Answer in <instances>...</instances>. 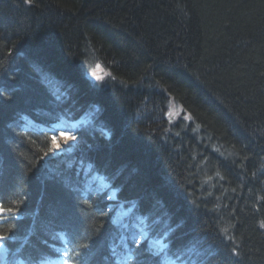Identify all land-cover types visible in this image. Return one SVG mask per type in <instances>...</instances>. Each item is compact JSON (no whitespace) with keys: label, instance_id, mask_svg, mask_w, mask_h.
Returning <instances> with one entry per match:
<instances>
[{"label":"trees","instance_id":"obj_1","mask_svg":"<svg viewBox=\"0 0 264 264\" xmlns=\"http://www.w3.org/2000/svg\"><path fill=\"white\" fill-rule=\"evenodd\" d=\"M0 64L12 95L0 113V205L23 217L0 216V234L17 232L11 250L33 226L23 247L31 257L47 240L66 245L74 263L100 264L99 246L76 252L89 237L109 240L105 193L63 203L45 176L75 177L64 166L41 170L48 135L9 127L17 109L33 119L41 116L29 107L48 114L54 104L65 119L90 114L79 154L149 216L150 233L172 229L168 253L185 257L191 243L201 264H264V0H0ZM169 100L187 123L160 120ZM48 221L81 238L36 232ZM144 247L137 264H151Z\"/></svg>","mask_w":264,"mask_h":264},{"label":"snow or ice","instance_id":"obj_2","mask_svg":"<svg viewBox=\"0 0 264 264\" xmlns=\"http://www.w3.org/2000/svg\"><path fill=\"white\" fill-rule=\"evenodd\" d=\"M24 3L30 5L32 3V0H24ZM6 73H7V69L2 64H0V77L5 76ZM83 75L85 78L88 79L89 83H91L93 87L96 86L94 83H92V78L88 76L86 69L84 70ZM6 78L7 80L14 79L12 75H7ZM95 79L99 80L100 78L96 77ZM11 99H12V95L9 92L8 85L6 83L0 82V113L3 112L6 102ZM71 141L72 142L69 143L66 138L64 145H61L57 143L55 136H53L51 138V145L43 152V155L40 156V160L43 161L46 159H54L58 156V154L62 155L63 153L67 151L76 150L80 145V142H81L80 138L78 136H72ZM84 171H85L84 164L83 162H81V166L79 170L74 173L75 177L78 178L81 175V173H83ZM53 179L55 181H58L59 187L61 188L62 192L66 194L68 198L67 200H63L62 198V202L65 203L66 205H70L73 208L80 207L81 205L75 196V194L80 191L79 180L78 179L74 180L71 175L70 176L62 175L60 177H54ZM22 195L25 197V200H26L27 193L25 192ZM3 200H4V197L0 196V202H2ZM24 202L25 201H21V204H23ZM89 206L91 207L94 205H89ZM100 210L103 212V209H100ZM108 210L109 212H111L112 208L109 206ZM5 211L9 213V215L7 216L8 221L16 222L23 218L22 216L19 215V211H20L19 208L16 209V214L12 215V212H13L12 209L4 210L2 207H0V215H3ZM148 219H149V216L141 214V223H144L145 220H148ZM112 223L115 224V221H112ZM261 227H264V224H261ZM100 231H101L100 229H97V236L99 235ZM168 231L171 232L172 229H169ZM61 232H64L65 235L68 236L69 239L71 240H78L81 238V233L78 230L73 233H68L67 230L65 229H57L55 231V234L51 237V239L56 240L59 233ZM142 236H143V239L139 242L135 241V238H133V243H138V247L140 244H148L149 247H152V244L149 241V233L143 232ZM28 238L29 237L25 238L26 242ZM159 239L161 238H157V242H159ZM162 239L164 240L167 239V233L162 237ZM16 242H17V232L15 228L9 230L7 235L0 234V249H3L5 256L7 255V252H8V247H6V245L10 246L12 244H15ZM96 243H97V237H89L85 243H82L79 245V248L81 249V251L76 252V256L79 257L80 255L83 254L84 251H90L96 245ZM37 245L40 248L39 257L28 260V261L20 260L17 262V264H43V261L40 257L50 255L51 253H59L61 251L60 248H52L51 244H49L47 240H44L42 244L41 242H37ZM25 246H26V243L22 245L21 248L17 249V251H22L23 247ZM170 248H171V244L164 243L162 244L161 248L153 252V255L160 256L162 252L166 254ZM194 249H195V245L191 243L184 246L185 252L193 251ZM64 254L68 255V252L65 251ZM236 254L237 253L235 252V250H233L232 255H236ZM108 259H109L110 264H122L121 258L117 254L116 247H112L110 249V256L108 257ZM123 259L132 260L134 259V257L131 255V253H128L123 257ZM0 264H11V262H6L4 256H0ZM51 264H55V262L52 261ZM77 264H79V261L77 262ZM188 264H201V262L198 260L192 259L188 261Z\"/></svg>","mask_w":264,"mask_h":264},{"label":"rangeland","instance_id":"obj_3","mask_svg":"<svg viewBox=\"0 0 264 264\" xmlns=\"http://www.w3.org/2000/svg\"><path fill=\"white\" fill-rule=\"evenodd\" d=\"M96 69L97 68H95L94 70H96ZM54 82H52V84ZM55 83H57V82H55ZM58 84L60 85V83H58ZM26 103H28V102H26ZM26 103H24V104H26ZM23 107H25V106H23ZM160 117H161L160 120H163V122H165V126L172 124L175 121V119H178V118L182 119L183 121L186 120L185 123L188 122L187 116H185V114H182L179 106L176 105L171 100L168 101L167 108L161 114ZM75 121H76V123H78V125H76V123L72 122V121L64 124V126L62 127L63 131H62L60 137H59V134L57 136H55L57 143L64 145L66 138H67L68 142L71 143L72 142L71 141L72 136H78L80 138L81 134H79L80 136L78 135L77 129H80L82 127H79V124H82V126H84V125H87L90 123L87 115H82V117H80V119L75 120ZM163 128L164 127H162V129ZM14 131L17 132V130H15V129H14ZM106 137H107V135H106ZM80 145H81V143H80ZM80 145L74 151H67V152L63 153L62 155L58 154V156L56 158H54V160H56L59 163V165L64 164L69 169L70 167L73 166L72 163L74 160V156L78 153ZM49 160H51V159H46L44 161H49ZM73 168H71V169H73ZM89 181L91 183H93L92 185H96L95 191H97V192L102 191L103 187H105L104 186L105 183L103 184V182H101L98 179L95 180L93 178H90ZM102 185H103V187H101ZM100 188H102V189H100ZM106 198H107V201L109 204L106 205L105 209H106L107 213H110L109 219L111 220V224L119 232V235H121V230L130 229V232L128 233L126 238H129L130 242H132V243H133V238H135V241H137V242L141 241L143 239L142 233L149 231L148 229L145 230L144 223H141V220L138 217H136V219L139 221L135 225H132L130 223V221H132V220L129 217L124 218L123 215H124L125 210L121 208L122 201L121 200L117 201L113 192H108ZM109 206L112 208L111 212H109V210H108ZM112 221H115V224H113ZM125 223H127L130 226L124 227ZM166 233L167 232L162 231V234L159 237V238H161L159 240V242H157V239L153 240V239L149 238V241L152 244V247H150V250H149L150 252H154L157 249L162 247V244H164L165 241H163V243H161V240H162V237ZM3 252H4L3 249H0V256H4ZM184 256L185 257H182L181 255H179L178 256L179 258H173V260H171L170 258H167L165 256H161V258H162L161 262L165 263V264H188L189 260H192V259L196 260L195 250L188 251L187 255H184Z\"/></svg>","mask_w":264,"mask_h":264},{"label":"bare ground","instance_id":"obj_4","mask_svg":"<svg viewBox=\"0 0 264 264\" xmlns=\"http://www.w3.org/2000/svg\"><path fill=\"white\" fill-rule=\"evenodd\" d=\"M56 99V98H55ZM39 107H44V105L43 104H40L39 105ZM26 107H24V108H19V109H17L16 111H15V113H13L9 118H8V123H9V127H11V128H14V129H20V128H18V127H22V126H26V129L28 128V129H31L33 132H36V133H38V132H43V131H47V130H49L50 129V127H48V126H46L45 127V129H42L41 127H38V128H36V127H34V126H31V125H28V123L26 124L25 123V121L23 120V121H21V122H15L17 119H18V117L20 116V114H22L23 113V111H25L26 109H25ZM30 108V111H32L35 115H37V116H41V117H38V118H33V120L34 121H36V122H44V123H46V122H50V121H54V120H58V119H60V114H61V110H59V109H61V105H54V104H52L51 106H46L45 107V109H47V111H49L48 112V114L47 113H45V114H42L41 112L38 114V112L36 111L37 110V108H36V106H31V107H29ZM57 118V119H56ZM64 126V123L63 122H59V121H57L56 123H55V128H60V127H63ZM23 131V130H22ZM24 132V131H23ZM20 133V132H19ZM18 132H16L15 134H18V135H20V134H23V133H20L19 134ZM23 135H25V134H23ZM52 137H50L49 138V140L51 139ZM48 170L47 169V167H43L41 170ZM58 175L57 174H53V173H51V174H48L47 176H45V178H48V179H51V181L53 180L54 181V177H57ZM49 220V219H48ZM50 224L49 225H47V226H42L41 228H38L37 230H36V232H38V233H49V232H51V231H54V230H57V229H61L63 226L60 224V223H56L55 225H53V221H48ZM50 225H53V226H50ZM68 225V224H67ZM69 226V225H68ZM110 226L112 227V230H114L115 228H114V226L111 224V223H109V225H108V229L106 230L107 231V233L106 234H108V233H110ZM70 233V232H69ZM113 236V234H111L110 235V237H109V239L111 238ZM66 240H68V239H66ZM71 240V239H70ZM72 241V240H71ZM75 241V240H74ZM104 241V247H108L109 246V244L110 243H115V242H113V241H109V240H107V236H103V237H101V238H99V241H97V243H96V245L95 246H99L100 244H102V242ZM140 246V245H139ZM124 253H119L118 255H119V257H121L122 255H123ZM100 256H102V260L104 261V262H109V259H108V257L110 256V253H102V255H100ZM161 256H163L162 255V253H161V255L160 256H155V255H153V252H148V254H147V259H146V261L147 262H149V263H151V264H161L162 262H161V260H162V258H161ZM84 259V258H83ZM93 259L94 258H92V259H90V261H93Z\"/></svg>","mask_w":264,"mask_h":264}]
</instances>
